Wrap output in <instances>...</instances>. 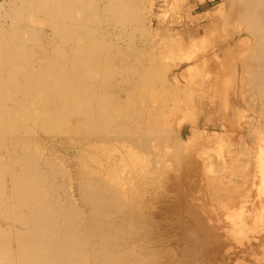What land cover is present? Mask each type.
Masks as SVG:
<instances>
[{
	"label": "bare ground",
	"instance_id": "6f19581e",
	"mask_svg": "<svg viewBox=\"0 0 264 264\" xmlns=\"http://www.w3.org/2000/svg\"><path fill=\"white\" fill-rule=\"evenodd\" d=\"M229 4L232 6L231 18L229 19H233V24L237 25L238 29L233 35L230 36V38L227 39V41L224 43L222 47L218 46L219 47L218 50L215 51V54L214 53L212 54L213 55L212 57L208 58L207 72H208V76L210 77L209 80L211 79L212 81L211 84L212 91H214L215 87L216 88L218 87L217 85L219 82L217 83V81L219 79L224 81H226V79L228 80V78L235 80V83L237 84V93L235 97L233 95V99L231 98L232 99L231 105L233 104L232 106H235L237 108L246 109V111L251 115V118L247 122L245 119L246 123L241 122L242 124H240L241 119L239 118L240 119L239 142H241V146L239 144L238 145L239 147L237 148H238V155H240V157L235 159L234 166L245 167L247 169L248 167H251L250 172L248 174L246 173L245 176L243 177V184H242L244 193L247 194L248 192H250L251 194L248 199L244 198L243 205L239 207L238 211H239L240 229L242 230L244 228H247L249 226V223L253 221L252 225L254 227L255 232H257L256 235L257 244H255V246H252L251 244L252 248L248 247V249H251L253 251V253H251L252 254L251 256L253 257V254L256 256L255 253L260 249L264 250V232H261L260 230L261 228L264 229V0H230ZM94 7H95V0H0V264H160V262H162L159 259L160 256H158V252H156V249H154L155 247L153 248V250H155L154 252L153 250L152 252H150L151 248L148 251V248L150 247L149 245L148 247L146 246L147 249L145 247L143 249L142 243L143 240L145 242L146 237L144 239L143 236L142 237L143 240H142L140 236H142L144 232L142 230L144 228L148 229L150 226L146 227L144 225L145 227L143 226L144 228L141 229L142 231L141 232L139 228H137L140 226L138 225L137 227L135 226V223L137 222V220L135 221L134 219L137 218V216H135V210H133L134 215L132 213V215L135 216L133 217L130 216L131 211L127 209L128 208L127 205L125 206V208H119V207L116 208L111 204L112 201L111 198L114 196L111 194H113L114 190H116L115 189L117 187L116 182L122 179L119 177L120 175L119 176L117 175V177H119L120 179L115 177L118 179V181L116 179L115 182L113 180L114 179L113 175L111 176V172L117 171L118 173L120 169H122L121 167L123 165L124 168L125 164L129 163L132 160H136L137 158L136 159L133 158L134 154L132 151L130 153L127 150L128 152L126 154L125 153L119 154L118 152L117 156H116L117 154L116 152L114 153L116 156L115 159H113L114 157L111 156L112 159H109L107 161L105 160L103 162V164L107 162L105 176L110 175V177H113L112 180L115 182V186H116L115 187L114 185H109L111 189L110 191H112V193L111 194L109 192L108 193L112 197L110 198V196L108 195L110 198V201L107 200L108 203L106 202V200L101 201L100 199H103L102 197H99L100 198L99 200L98 198L96 199V196L94 195V194L98 195V193H96V189L98 191L109 190L108 189L109 186L106 187L108 184L105 185L102 181V179L104 178L106 179V177L103 178L101 177L102 179L97 178L96 180V177H94L93 175L95 174V172L98 173L99 170L94 168V166L93 167L91 166L92 168H94V174L91 173L93 172L91 171L90 176L89 173L88 175L84 174V171L87 170L86 168L81 169V174L80 173H79L80 175L78 174L79 175L78 190H82V193L84 191H87L84 192L87 195L85 198L84 197L82 198L83 202H85L84 200L88 197V193H89V198H87L89 202L87 204H89V206L86 205L88 206V208L86 207L87 209L86 212L80 211L78 208H76L77 206L74 208L75 204L72 203L67 204L65 198L64 201L60 200L61 198H63L60 195H59L61 197L60 199L56 198V196L59 194L56 192L59 183L58 185L55 183L57 186H55L54 184V175L56 172L54 170V166L55 163L56 164L58 163L57 162L52 163L53 162L52 158H55V156L59 154L58 152H55L54 155L55 154L56 155L52 156L53 154L51 151L52 155L50 154V152L47 157H45L44 155V157L48 159H42V158L39 159L40 157H36V155H34L36 153L35 151L36 149L35 147H37L36 144H35L36 146L34 147L35 149L33 151L29 150L32 152V154L29 153L28 150H26L27 148H25V150H19L21 152L18 151L19 145L28 143L29 141L33 140V138L34 140L37 139L35 137H38V135L47 136V138L48 136L52 135L54 136V138L57 137V139L58 138L62 139L61 133H64L66 135H74L76 134L75 130L77 129L79 130V128L81 130H85V132H88V134H86V137L78 136L79 138L82 137L83 141H85L89 137L94 136L95 134L96 135L102 134V136L105 137L104 139H109L111 137V134L119 135L122 136L123 138L128 136L125 135L124 128L120 126L116 128L114 126H111L113 122L114 123L117 122V119L114 116V112H112L109 108V105L113 104L114 100L111 98L108 101V96H106V94L111 91V87H106V85L103 84L98 85L97 83L98 75L96 71V60H95L96 30L94 29L95 26L92 25L93 21L91 22V24L86 22V15H85L86 12L92 13L95 10ZM115 9L119 10L120 9L119 5L112 6L107 10L109 12H114ZM42 13L47 18L46 24H47V28H49L50 30L49 33H45V31H39V30L36 31L26 25V21L30 15L42 14ZM92 18L93 17H91L90 20ZM131 23H133V21ZM231 23L232 22L230 21L229 24L231 25ZM93 24L96 25V23ZM219 27H220L219 29H221V26ZM224 27H226V25ZM232 29L234 28L232 27ZM225 36L224 37L221 36V37L225 38ZM107 38L110 37L108 36ZM200 42L205 43L203 40ZM177 49L179 50L180 48ZM195 51H197V48ZM188 52H190L191 54L190 50ZM182 53L183 52H180V54ZM186 54L187 53H185V55ZM202 54H204V51L202 52ZM188 55L187 57L192 56V55L189 56ZM220 56H221L220 59H222V63L220 65L225 66L224 69L220 68L217 64L218 63L217 60ZM184 58L185 57L183 56L181 60L183 59L184 61ZM194 58L196 59V57ZM215 59L217 62H215ZM193 69L195 70L196 68ZM151 77L152 76H150V78ZM154 77L153 80L155 79ZM204 79L206 82V78ZM222 84H224L223 81ZM228 84H225L226 86L222 88L226 89V87L229 86ZM96 89L100 91L99 93L104 95L97 96ZM189 94H187L186 96L188 97V99H189L188 96ZM122 95L123 94H119L115 97L116 103L118 105L117 108L119 110V113L121 112V106L119 100H121L120 98ZM173 98L176 99V97ZM160 99L161 96L159 100ZM222 99L224 100L225 98ZM208 100L210 101V99ZM179 102H181V104L185 103L183 101H179ZM195 105L197 104L195 103ZM201 106H203V104H201ZM203 108L204 106L202 107V109ZM108 111H111L112 114ZM212 111H213L212 108L209 109V112ZM229 111H230L229 107L226 106L224 120H226V116L229 115ZM71 115L84 116V117L83 119H79L80 121L76 120V122H70L68 119L70 118L69 116ZM152 115H154L152 118L153 119L155 118L154 119V128H155L156 126L159 125L162 114L160 115L159 113L156 115L155 114ZM240 115L241 117L243 116L242 112L240 113ZM245 117L246 116H244V118ZM165 118L166 117H164V119ZM236 120L235 122H237ZM195 122L199 127H201L205 123L204 119L201 116H199ZM227 122L229 123V121ZM96 123L99 124L98 125L99 129H95L96 127L94 128V125H96ZM105 124L106 127L103 126ZM73 125H75V127ZM161 125L163 127V124ZM213 125L214 128L219 127L216 123H213ZM228 126H230V124ZM233 126L236 128L238 125L236 124ZM234 127L231 128L234 129ZM148 128L150 129L149 126ZM219 128L223 129L224 127H219ZM190 129L193 130V128ZM226 129L228 128H224V131H226ZM99 130L104 132L99 133ZM94 131H96L95 134H93ZM132 133L134 136L133 138L134 140H136L137 137L141 134L140 131H136V132L132 131ZM133 139L131 141V147L137 148L139 142L137 140L134 141ZM58 143L60 142L58 141ZM86 145L87 146L85 147H89L88 146L89 143ZM104 146L102 145V147L100 148L102 149ZM98 147L93 146L92 148H95L94 150H96ZM109 147L111 148V146H108L107 149H110ZM83 149L85 150L84 146ZM202 150H203L202 152L205 151L204 149ZM76 151H78V149ZM102 151L103 150H101V152ZM95 152H97V150ZM105 152L106 151H104V154ZM136 152L140 153L138 151ZM1 153L3 156H8V162H5V159L4 160L2 159ZM109 153L111 155L112 152L110 151ZM105 155H107V153ZM78 156H79L78 160L84 159L83 157L81 158L82 155L81 156L78 155ZM78 156L76 155L74 157H78ZM138 156H140V154H138ZM142 158H140V160L137 159L138 160L137 162H139V166L144 165L146 163V161ZM85 159H86V155H85ZM85 159L83 161H85ZM61 160L59 159L58 161L61 162ZM68 160L69 159H67V161ZM78 160H76V165L78 163L77 162ZM91 160L94 161V159ZM231 160H233L232 157ZM62 162L61 165L63 164ZM93 163H91V165ZM132 163L131 166L134 164L136 165L135 162L134 164ZM160 163L158 164L160 165ZM165 163H166L165 165H167V162ZM96 165L98 166V161ZM57 168L59 167L57 166ZM89 169L87 172H89ZM59 170L61 172L63 168L62 169L59 168ZM66 171L68 172V170ZM62 172L61 175L65 174V173L62 174ZM75 172L77 173V171ZM100 172L98 174H101ZM133 172L131 173V171L130 172L128 171V174L130 173L133 174ZM140 172L141 174L139 175L137 174L136 177L138 176H140V178L146 177L145 175L147 174L142 173L143 171ZM151 172L152 174L155 173L152 170ZM114 173L115 172H113V174ZM122 174L123 173H121V175ZM61 175H58V177ZM114 175L116 176V174ZM88 176L89 178H87ZM72 177L76 178L75 175ZM126 177H127V182L124 181L126 182V185L131 184L132 183L131 179H128V175L127 176L125 175V178ZM133 177L135 180V176ZM63 178L64 177H61V179ZM68 181L70 182V180ZM110 182L111 181L108 180V182L106 183H110ZM60 184H61L59 185L60 187L63 186L62 183ZM120 184L118 182V185ZM144 185L145 186L142 185V187L140 188L143 189L152 186L150 182L149 184H144ZM123 186L124 185H122V187ZM111 187L113 188L115 187L114 190H112ZM118 187L120 189V186ZM135 188H138L140 191V188L138 186ZM62 189L63 187L61 188V190ZM149 189H147V191ZM121 191H123V189ZM144 191L146 190L144 189ZM123 192H127V191L125 190ZM114 193L115 195L118 194L117 190ZM122 193L120 194L119 192L120 197L124 196L123 195L124 193L123 194ZM105 195L106 194L102 196L105 197ZM137 196L140 195L137 194ZM117 197L119 198V195ZM133 197H135V194L131 196V200ZM119 199L116 198L118 203L123 198H121L120 200ZM125 202L124 205L129 203V202L127 203ZM132 202L134 201H130L131 204H133ZM118 203H116V206H118ZM70 204L73 206H71ZM141 205H139L138 208H140ZM129 208L131 209L132 207L129 206ZM121 210H123L125 213L123 212L124 214H122ZM170 210H175V208L171 207ZM230 210H228L229 214L230 212H234V210L233 211ZM176 211H178V209H176ZM228 211L226 212V214L228 213ZM137 212H142V209L141 211L138 209L136 213ZM189 213H190L189 211H186V216H188ZM141 222L144 221H142L141 219ZM147 231L144 234L146 236L148 234ZM139 232H141L140 233L141 235H139ZM200 232L203 234V228L200 229ZM194 236L195 233L192 230H189L188 243L189 240L194 238ZM147 239L149 238L147 237ZM150 239H152L151 236ZM148 241L147 243L150 244V242ZM223 243L225 242H222V244ZM152 244H154V242ZM249 245L250 244H248V246ZM244 247L245 246H243V249ZM246 251L248 250L246 249L245 252ZM262 251L260 250L261 253ZM249 252L247 253L249 254ZM158 259L160 260V262ZM170 260L169 262H171V264H174L172 258H170Z\"/></svg>",
	"mask_w": 264,
	"mask_h": 264
},
{
	"label": "rangeland",
	"instance_id": "374dc122",
	"mask_svg": "<svg viewBox=\"0 0 264 264\" xmlns=\"http://www.w3.org/2000/svg\"><path fill=\"white\" fill-rule=\"evenodd\" d=\"M229 2L230 0H150V1L149 0H95V7H94L95 10L92 13L86 12L85 15H86V22L91 24V22L93 21L92 25L95 26L94 29L96 30L95 60H96V71L98 75L97 83L98 85L103 84L106 85V87H111V91L108 92L106 96H108V101L111 98L114 100L113 104L109 105V108L112 112H114V116L117 119V122L116 123L113 122L111 126H114L115 128L118 126L124 128L125 135L128 136L123 138L122 136L111 134V137L109 139H104L105 137L102 136V134L96 135L95 134L96 131H94L93 134L95 135L92 137L88 136L89 138L86 139L85 142L83 141L82 137H86V134H88V132H85V130H81L79 128V130L78 129L75 130L76 134L74 135H66L64 133H61L62 139L60 138L57 139V137L54 138V136L50 135L48 136L49 139L51 138L49 141L47 136L38 135V137H35L37 139L34 140L33 138V140L29 141L28 143L19 145L20 149L18 148V151L25 150V148H27L26 150L28 151L29 150L33 151L36 148L35 149L36 153L34 151L35 154L34 153L33 154L36 155V157H40L39 159L41 158L48 159L45 157L48 156L49 152L51 154V151L53 154V155L51 154L52 156L56 155V154L54 155L55 152L59 153V154L57 153L58 155H56L58 157L55 156V158H52L53 160L52 163L55 162L58 163V164L55 163V166L53 165L54 170L56 171L54 175V184L56 183L58 185L59 183V185H61L60 183H62L63 185L60 187L59 185L57 186L55 184V186H57L58 188L56 192L59 193L56 196V198L60 199L61 197H63L60 199L63 201L65 198L67 204L69 203L75 204L74 208L77 206L76 208H78L80 211L86 212L87 210L86 207L88 208L89 206V204H87L89 203L87 200V198H89V193H88V197L84 200L85 202H83L82 198L83 197L85 198L87 195L84 192L87 191H84L82 193V190H78L79 188L78 176L81 174V169L86 168L87 170L84 171V174L88 175L89 173V176L91 171H93L91 173L94 174V168L98 169L99 172L102 171L103 173L100 172L101 174H98L99 172L98 173L95 172L96 176L95 174L93 176L96 177V180L97 178L106 177V179L104 178L105 180L101 178L105 185L108 184L106 187H108L109 185L115 186V182H116L115 180L117 178L118 179L122 178L119 181L117 179L119 184L124 181L127 182V177L125 178V175L126 176L128 175V179H131L132 182L131 184L126 185V182H124L118 185V182H116L117 187L120 186V189L119 187L118 188L116 186H115L116 188L114 187L118 193L116 195L117 196L119 195L120 199L123 198L122 200H120L115 195L114 192H116V190H114L113 187L111 188L112 190H114V192L113 194H111L112 191H110L111 190L110 186L108 188L109 189L108 191H103V190L98 191L96 189V193H98V195L97 194L94 195L96 196V199L98 198V200L100 199L99 197H102L103 199L100 200L101 201L106 200L107 203H108L107 200L110 201V198L112 197L111 195L116 196V197L113 196L111 198L112 199L111 204L116 208L118 207L125 208V206L127 205L128 207L127 209L131 211L130 216L134 215L133 210H135V216H137V218L134 219L135 221L137 220V222L140 220L138 222L139 224L137 222L136 223L134 222L135 226L137 227L138 225L142 227V228L137 227L139 228L140 231L145 226L151 227V228L149 227L148 229L144 228L142 230L144 232L142 236H140L141 239L144 236L143 237L144 239L146 237L145 242L147 243L148 240H149L148 242H150V244L148 243L146 244L142 239L143 249L144 247L146 248V246L148 247L149 245L150 247L148 248V251L151 248L150 252H152L153 248L155 247L154 249H156V252H158V256H160V258L159 257L158 258L162 261L160 262V260L158 259L160 264L161 263L166 264L167 262H168L167 264H171V262H169L170 258H172L174 264H264L263 249H260L261 251L263 250L262 253L259 250L255 253L256 256L253 254V257L251 256L252 255L251 253H253V251L251 249H248V247L252 248V246H255V244H257L256 242L257 232H255L254 227L252 225L253 221L249 223V226L247 228H244L242 230L240 229L238 210L239 207L243 205L244 198L248 199L251 194L250 192H248L247 194L244 193V190L242 188L243 177L245 176L246 173L248 174L250 172L251 167H248L247 169L245 167L234 166L235 159L240 157V155H238V148H237L239 147L238 146L239 144L241 146V142H239L240 140L239 121L241 119L240 124L244 123L245 119L247 122L251 118V115L246 111V109L237 108L235 106H232L233 104L231 105L233 95L235 97L237 93V84L235 83V80L228 78V80L226 79V81H224L219 79L217 81V83L219 82L218 85L216 84L218 86L217 87L218 89L215 87L214 91H212V87H211L212 81L211 79L209 80L210 77L208 76V72H207L208 58L212 57L213 56L212 54L213 53L215 54V51H217L219 47H222L224 43L227 41V39L230 38V36L233 35L238 29L237 25L233 24V19H229L231 18V13H232V6L229 4ZM117 5H119L120 7L119 10L115 9L114 12H109L107 10L108 8ZM136 13L139 15H137ZM130 14L132 15V17ZM90 16L93 17L91 20H90L91 18ZM213 20H215L216 22ZM132 21L133 23H131ZM230 21L232 22L231 25L229 24ZM46 23H47V18L45 17V15H43V13L30 15L26 21V25L28 27L36 31L39 30V31H45V33H49L50 30L49 28H47ZM93 23H96V25ZM224 24L226 25V27H224L225 26ZM219 26H221V29H219L220 28ZM231 26L234 29H232ZM108 36L110 38H107ZM221 36L223 37L225 36V38ZM201 39L206 44L201 43L200 42L202 41ZM177 48L180 49L178 50ZM196 48L197 51H195ZM188 49L191 51V54L190 52H188L189 51ZM179 51L183 52L184 54L183 53L180 54ZM203 51L205 56L204 54H202ZM185 53L187 54L185 55ZM178 54L180 55V57ZM188 54L192 55L193 57L192 56L187 57ZM183 56L186 58V59L184 58V61L183 59L181 60ZM194 57H196V59ZM201 58L203 59V62ZM220 58L221 56L218 58L217 64L220 68L224 69L225 66L220 65L222 63V59ZM216 59L215 62H217ZM198 64L200 67L198 66ZM193 68L196 69L194 70ZM150 76L152 77L150 78ZM153 77L155 78L154 80ZM204 78H206V82ZM222 81L224 84H222ZM225 84L229 85L226 87V89L222 88L226 86ZM96 91H97V96L104 95L99 93L100 91H98V89H96ZM119 94H123L120 98L121 100H119L121 106L120 113L117 108L118 105L115 100V97ZM187 94H189L188 95L189 99L188 97H186ZM223 94L225 97L223 96ZM160 96L161 99L159 100ZM173 97H176V99ZM209 97L212 98V101L211 98ZM222 98L225 99L223 100ZM208 99H210V101ZM179 101H183L185 103L181 104V102ZM195 103L197 105H195ZM157 104L159 105V107ZM201 104H203L204 106L203 109H202L203 106H201ZM226 106H228L230 110L229 115L226 116V120L229 121V123L226 120H224ZM211 108L213 109V111L209 112V109ZM111 111L108 112L112 114ZM238 111L242 112L243 118L240 115L241 112L239 113ZM158 112L160 113V115L162 114L160 123L163 124V127L159 123V125L154 128L155 118L154 119L152 118L154 116L152 114L155 115L159 114ZM199 116H201L205 121V123L201 127H199L195 122ZM244 116L246 117L244 118ZM69 117L70 118L68 120L70 122H76V120L80 121L79 119H83L84 116L71 115ZM164 117L166 118L164 119ZM204 117L207 118L208 120L205 119ZM235 120L237 122H235ZM213 123H216L219 127H224L228 129L224 131V128L223 129L219 127L214 128ZM229 124L230 126H228ZM236 124L238 125L237 126L238 128L237 127L235 128L233 126ZM98 125L99 124L96 123V125H94V128L96 127L95 129H99ZM73 126L75 127V125ZM103 126L106 127V124ZM148 126L150 127V129L148 128ZM189 126L190 128H193V130L190 129ZM231 127H234V129H232ZM132 131L134 132L140 131L141 133L136 139L139 142L137 148L131 147V141L134 138ZM102 132L104 131L99 130V133ZM78 136H82V137L79 138ZM100 140L103 142H101ZM58 141L60 143H58ZM88 143H89L88 145L89 147H85L87 146L86 144ZM35 144L37 145V147H35L36 146ZM102 145L105 146L101 149L100 147H102ZM83 146L86 152L83 149ZM93 146L95 147L100 146L98 147L99 149L98 148L96 149L100 155L97 152H95L96 150H94L95 148H92ZM108 146H111V148L109 147L110 149H107ZM77 149L78 151H76ZM100 149L103 150L102 151L103 153L101 152ZM202 149H204L205 151L202 152L203 151ZM127 150L130 153L131 151L133 152L134 159L137 158L140 160V158L143 157L142 159L146 161L145 163L146 165L144 164L145 166L144 165L139 166V162H137L138 161L137 159L132 160L129 163L125 164L124 168L123 165L121 167L122 169H120L118 173L117 171H113L115 172L114 174H116V176L113 174V172H111V176L113 175L114 179L113 177H110V175H107L108 176L107 179V176H105L107 162H105L104 164L103 162L105 160L107 161L109 159H112V157H114L113 159H115V157L118 155V152L119 154L120 153L126 154L128 152ZM104 151H106L105 154L106 153L107 155L109 154L108 156L110 158L104 154ZM110 151L112 152L111 155L109 153ZM136 151L140 153H137ZM89 152L92 153L90 154ZM116 152L117 154L115 156L114 153ZM200 152L203 154H201ZM29 153L32 154L31 151H29ZM87 153H89L90 155ZM138 154H140V156L142 157L138 156ZM76 155L77 156L82 155L81 158L83 157L84 159L86 155L85 161H83L84 159L78 160L79 156L74 157ZM96 155L99 156L97 157ZM1 156L3 160L5 159V162H8V156H3L2 153ZM60 157L62 158L63 162ZM231 157L233 158V160H231ZM90 158L94 159V161H92ZM59 159L64 165L63 164L61 165V162L58 161ZM67 159L69 160L67 161ZM76 160H78L77 165H76ZM97 161H98V166L96 165ZM134 162L136 163V165L134 164ZM165 162H167V165H165L166 164ZM91 163L93 164L91 165ZM131 163L134 165L131 166ZM158 163H160V165ZM56 165L60 169L63 168L62 170L63 172L62 171L61 172L62 174L63 173L65 174L61 175V172ZM91 166L92 167L94 166V168H92ZM55 167L57 170L55 169ZM100 168L103 169L101 170ZM88 169L89 172H87ZM66 170H68V172ZM151 170L156 172L152 174ZM75 171H77V173ZM128 171L129 172L131 171V173L133 172V174L131 173L128 174ZM140 171H143L142 173L147 174L145 176L149 180L146 177L144 178H140V176L136 177L137 174L138 175L141 174ZM66 172L68 173V175ZM121 173L123 174L121 175ZM58 175L61 176L58 177ZM74 175L76 176V178L72 177ZM117 175L118 176L120 175L119 176L120 178L117 177ZM89 176L87 178H89ZM133 176H135V180ZM61 177L64 178L61 179ZM68 180H70V182ZM108 180L111 182L113 181L112 183L114 184H112L111 182L106 183L108 182ZM144 180H147L148 182ZM143 181L144 184H149V182L151 183L152 186L149 187L150 189L148 187L143 189L140 188L142 187V185L145 186L143 184ZM122 185L124 186L122 187ZM130 186L132 188L138 186L140 188V191L138 188L132 189ZM62 187L63 189L61 190ZM122 189L123 191L126 190L127 192L121 191ZM144 189L146 191L147 189H149L148 190L149 192L147 191L148 192L147 193L146 191H144ZM131 191L135 193H132ZM80 192L83 196L80 194ZM119 192L120 194L123 192L124 194L123 193L122 194L125 197L123 195H121L123 197H120ZM140 192L143 194H141ZM103 193L106 194L107 196L105 195V197H103L104 196ZM134 194L135 197H133L131 200V196H133ZM137 194H139L140 196H137ZM108 195L110 196V198ZM116 198L120 200L119 203L116 200ZM135 199L139 201L137 202ZM122 201L124 202L126 201L125 203L127 202L129 203L124 205V202ZM130 201H134L132 202L133 204H131ZM116 203H118V206H116ZM138 204L139 205L142 204L140 206V208L142 207L141 208L142 212L136 213L138 209L141 211V209L138 208L139 207ZM131 205H133L134 207ZM129 206L132 208L130 209ZM170 206L172 208L174 207L175 210H170L171 209ZM176 209H178V211H176ZM228 210L230 211L234 210V212H230L229 214ZM186 211L190 212L188 216H186ZM227 211L228 213L226 214ZM121 212L122 214L125 213L123 210H121ZM229 215H231L232 217ZM140 218L144 222H141ZM201 228H203V234L200 232ZM189 230H192L195 233V236L193 239L189 240L188 243ZM260 230L261 232H264V229L261 228ZM146 231L148 234L150 231V234L149 235L147 234V236L144 235ZM141 232H139V235H141L140 234ZM209 232L212 233V236L211 233ZM150 236L152 237V239H150ZM147 237L149 239H147ZM226 240L229 242H227ZM152 241L154 242L155 245L152 244L153 243ZM221 241L225 242L227 245L225 243L222 244ZM248 244L250 245L248 246ZM243 246H245L246 248L244 247L243 249ZM246 249L248 251L245 252ZM154 251L155 250H153V252ZM247 252H249V254ZM247 255H249L250 258Z\"/></svg>",
	"mask_w": 264,
	"mask_h": 264
}]
</instances>
